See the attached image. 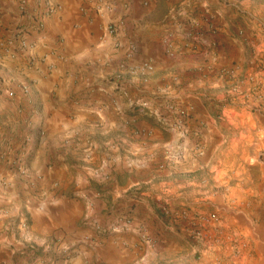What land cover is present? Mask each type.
<instances>
[{"label":"crops","instance_id":"1","mask_svg":"<svg viewBox=\"0 0 264 264\" xmlns=\"http://www.w3.org/2000/svg\"><path fill=\"white\" fill-rule=\"evenodd\" d=\"M44 1L0 0V264H217V243L186 238L152 206L162 199L193 212L217 205V177L225 172L217 112L246 123L248 156L264 144V112L217 111L204 94L229 66L245 87L264 85V37L237 34L241 0H50L58 9L49 14ZM174 11L178 21L169 19ZM187 19L216 32L196 50L171 55L164 39L172 33L178 41V22ZM109 22H121L114 34ZM19 28L33 46L8 52L1 41ZM169 102L185 110L182 121L172 110L160 125L137 120L129 128L121 120L132 103L157 112ZM114 131H121L115 142ZM169 143H187L188 155L159 171L158 152ZM195 144L203 154L192 155ZM129 219L151 245L133 228L94 239L93 222ZM238 261L264 264V254Z\"/></svg>","mask_w":264,"mask_h":264},{"label":"rangeland","instance_id":"2","mask_svg":"<svg viewBox=\"0 0 264 264\" xmlns=\"http://www.w3.org/2000/svg\"><path fill=\"white\" fill-rule=\"evenodd\" d=\"M237 4L244 6L246 9L243 17L245 22L240 26L241 28L238 29V36L244 39L243 41L250 39L245 33V31L249 30L252 37H256V34L259 33L260 38H263L264 0H241V2ZM230 18L233 19L237 17L231 15ZM109 23L117 24L118 28L121 22ZM215 32L216 30L214 29V33ZM8 39L1 41L3 48L7 44ZM128 47L132 48V46ZM254 56L255 55H252L251 57ZM255 62L257 63L258 69H260L261 66L257 61ZM218 77L219 75H217V86L212 85L213 83L210 82L211 86L204 92L205 98L208 101L207 105L214 108L217 107V111L231 108L239 112L244 109L252 113L264 112V101L261 102V99L264 100L263 84L259 82L252 83L251 80V85L249 84V87H245L248 83H246L243 78H240L242 76L238 77L235 68L232 66L225 67V69L222 70L221 83H219ZM116 78L122 81V85L125 84V80L122 78L121 74L117 75ZM166 105L164 104L163 107L157 106L160 107L157 112H155L154 109L150 112L148 107L132 103L127 109L122 110L123 119L121 120L124 125L129 128H131L132 124L137 120L151 121L153 124L160 125V123L162 124L163 122L162 116H164L165 110L177 112V110L170 109ZM139 107L144 108L139 110ZM181 110L183 111L182 108ZM184 111L183 114L177 112L181 121L183 117H185ZM133 116H137V118H131ZM258 117L260 118L262 116L258 115ZM180 120L179 122H181ZM245 125L246 123L241 121L231 122L225 116L217 112V127L224 135L223 145L217 150V154L223 159L225 168L223 175L217 177V205L206 202L204 207L199 208L201 211L193 212L192 210L190 211V208L186 207V205L179 204L171 206L167 201L162 199V203L167 204L170 210H172V215L165 214L161 208L162 203L158 202V205L154 204V206H152L154 213L164 225L170 226L176 231L183 233L186 238H188L187 235L179 226L182 222H180V218L178 219L179 223L175 222V216H181L180 214L185 210L194 216H206L209 213H215L217 219L214 224H217L218 238L217 264H240L238 258L242 255L249 253V257H253V254H264V203L261 201V189L264 190V144L258 149L259 153H253L251 150L252 153L250 152L251 154L248 156L247 136L250 132ZM177 131L179 130L177 129ZM119 132L121 133V131H114V133H112L113 135L110 136L114 142L118 138ZM184 134L187 136L186 142L189 143L191 138L185 131ZM99 136H101V133L97 134L93 139L97 140ZM182 142L183 141L180 140L179 143ZM186 144L184 143V145L180 147L175 146L174 143L163 146L162 150L158 152L161 155V160L155 169L166 171L170 166H173L175 162L177 164L182 162L185 156L188 155L187 150L189 148ZM100 151L101 148L98 146L96 152L98 156H102V152ZM190 151H192L193 155V148L192 150L190 149ZM172 156H176L178 159L174 158L175 161L172 162L170 161ZM252 158L256 160L254 164L250 162ZM56 186L57 184L54 185V187ZM250 192L253 193L251 194ZM188 193L190 195L192 194V192ZM162 197L167 199L166 196ZM100 213L109 214L110 212L102 210ZM239 219L243 220V222L253 220V227H242L241 223L238 221ZM164 254L166 253L164 252Z\"/></svg>","mask_w":264,"mask_h":264},{"label":"built area","instance_id":"3","mask_svg":"<svg viewBox=\"0 0 264 264\" xmlns=\"http://www.w3.org/2000/svg\"><path fill=\"white\" fill-rule=\"evenodd\" d=\"M45 5V12L46 14L53 13L57 11L58 6L53 3L50 0L44 1ZM180 14L179 11H174L171 13L170 20L174 19L178 21V15ZM187 22H178V25L181 26V32H180V39L177 41L174 38V34H169L164 39V44L166 45L167 49L169 50V53H173V50L178 49H184V50H196L199 44L202 42V39L204 37H207L209 35L214 34V27L209 25L207 29L201 27V25L195 21V20H186ZM174 23V22H173ZM41 21L38 20L36 22L37 31H40L41 28ZM117 29V24L115 23H109L106 26V30L108 33H114ZM33 44L28 40V37L26 36L25 30L19 28L15 31L14 36L8 39L7 44L4 46V48L8 49V52H15L17 49L20 50H30L32 48ZM3 48V47H2ZM143 68L145 70H151L152 64L150 62H144ZM167 106L170 109L177 110V112L182 113L180 107H176L173 103L167 104ZM193 154L195 156H199L203 154V150L201 146L195 144L193 147ZM174 158L178 159L176 156H172L170 158V161H175ZM162 210L167 215H172L173 212L170 210V208L167 206V204L162 203L161 204ZM181 216H175L174 221L179 223V218L181 225L180 228L185 232L188 238L191 240H201V241H207L209 243H217V229L214 230L212 233L210 231V227L213 226L215 220L217 219V216L215 213H209L206 216L200 215V216H194L192 214H189L188 211H183ZM131 220H124L122 222H118L115 224H101V223H94L93 224V233H94V239L99 240L102 236H109L114 233H121L128 231L129 229L133 228L137 231L138 235L140 236V239L145 244L151 245L152 244V238L149 235V233L146 231V229L142 225L134 226L131 224ZM134 226V227H133Z\"/></svg>","mask_w":264,"mask_h":264}]
</instances>
